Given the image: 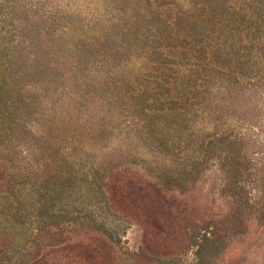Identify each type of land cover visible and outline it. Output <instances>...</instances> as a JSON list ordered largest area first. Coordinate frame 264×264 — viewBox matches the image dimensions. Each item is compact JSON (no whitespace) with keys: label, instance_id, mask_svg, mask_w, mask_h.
<instances>
[{"label":"rangeland","instance_id":"obj_1","mask_svg":"<svg viewBox=\"0 0 264 264\" xmlns=\"http://www.w3.org/2000/svg\"><path fill=\"white\" fill-rule=\"evenodd\" d=\"M0 264H264V0H0Z\"/></svg>","mask_w":264,"mask_h":264}]
</instances>
